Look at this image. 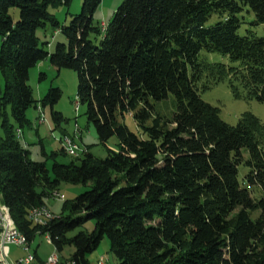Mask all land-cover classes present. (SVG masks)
Instances as JSON below:
<instances>
[{
    "label": "trees",
    "instance_id": "obj_1",
    "mask_svg": "<svg viewBox=\"0 0 264 264\" xmlns=\"http://www.w3.org/2000/svg\"><path fill=\"white\" fill-rule=\"evenodd\" d=\"M70 1L0 0V197L11 227L28 245L46 236L59 255L72 247L73 264H89L105 236L116 264H264V122L243 112L228 125L199 95L227 79L236 98L264 103V37L238 33L245 8L264 24V0H122L105 27L93 22L102 0H82L60 26L49 9ZM213 14L218 20L207 25ZM47 24L66 38L52 52L36 36ZM91 35L102 37L96 44ZM202 50L231 63L208 61ZM45 59L76 72V97L99 143L118 140L104 159L85 148L77 164L55 162L51 176L17 134L35 103L29 69ZM169 94L166 116L160 103ZM59 97L51 86L40 104ZM51 117L57 126L63 120L57 111ZM62 183L87 190L64 203L67 215L31 221ZM87 221L94 230L69 236Z\"/></svg>",
    "mask_w": 264,
    "mask_h": 264
},
{
    "label": "rangeland",
    "instance_id": "obj_2",
    "mask_svg": "<svg viewBox=\"0 0 264 264\" xmlns=\"http://www.w3.org/2000/svg\"><path fill=\"white\" fill-rule=\"evenodd\" d=\"M121 2L122 0H102L93 14V22L100 27H105ZM81 4L82 0H71L68 6L62 4L49 10L59 25L65 26L69 24L74 15L80 13ZM10 13L13 19L16 20L18 18V9H11ZM239 17L241 19V24L238 28L239 34L242 35L246 33V30H251L256 35L264 37V24H254V14L248 8L241 11ZM217 20L218 15L213 14L206 24H213ZM36 36L38 37L40 45L48 52L54 50L56 42H66L65 36L59 30L53 29L49 24L45 28L37 29ZM101 37L102 35L90 36L96 44ZM200 56L211 62L231 63L226 56L216 52L202 50ZM41 74L42 76H40ZM28 84L32 89L35 103L26 110L25 116L29 125L21 129L19 141L29 151L30 158L33 161L41 162L45 165L50 176L52 165L55 162L68 165L73 161L77 164V159L81 158V154H83L85 148L98 160L104 159L108 155V150L117 151V138L112 137L107 141L105 146L101 145L93 125L87 122L85 116L86 106L80 104L77 107L80 102L76 97L77 74L73 69L60 68L57 70L49 64L48 59H45L29 69ZM0 86H3L1 73ZM51 86L60 89V97L52 106L48 104L41 106L40 100ZM199 95L205 102L217 106L220 109V118L228 125H236L243 112H250V114L254 115L261 122H264V103L258 102L255 99L236 98L231 91L227 79L217 83H211L210 86H201ZM171 99L172 95L169 94L168 99L160 103V110L163 115L168 116L170 114L172 110ZM52 111L60 112L62 116L63 120L58 126L52 121ZM124 123L131 132L135 133L137 131V127L129 115L124 117ZM68 137L81 150V152L77 153V157H71L66 155L65 152V154L61 152V149H63L62 141ZM246 173L247 169L245 167H239V183L243 182V177ZM86 190L87 188L82 185L62 183L57 190L45 199L44 205L39 206V208H46L53 217L65 216L67 212L63 211L64 203L73 200ZM94 227V221H87L71 232L69 236L72 237L80 231L91 232L94 230ZM43 240H46L45 243L51 245V241L46 236L45 239L44 236H37L34 239V243ZM71 253H73V248L67 246L60 253V256L69 259ZM57 257H59L58 253ZM86 258L89 264H98L99 258L104 260V264H116L115 258L110 252V244L106 236L103 237L95 250L87 254Z\"/></svg>",
    "mask_w": 264,
    "mask_h": 264
},
{
    "label": "built area",
    "instance_id": "obj_3",
    "mask_svg": "<svg viewBox=\"0 0 264 264\" xmlns=\"http://www.w3.org/2000/svg\"><path fill=\"white\" fill-rule=\"evenodd\" d=\"M17 132H18V135L20 137L21 133L19 131H17ZM66 155L77 157L76 155H74V153L71 152V148H66ZM47 212H49V211H47ZM29 215L32 217L31 214H29ZM38 225L43 226V225H45V223L40 222L38 220ZM0 236H1L0 264H9V263H7L6 258H5L6 257L5 249L8 246L19 247L26 253V255L23 258L17 260L14 264H34V256L29 252L28 242H20L19 241V237L14 233V231L12 230V227L10 226V223L8 222V219L3 214L1 205H0ZM44 239H45V236H44ZM99 261H100V264H104V260L102 258H99ZM44 263L45 264H59L60 258L54 257L51 254L46 259V261Z\"/></svg>",
    "mask_w": 264,
    "mask_h": 264
},
{
    "label": "crops",
    "instance_id": "obj_4",
    "mask_svg": "<svg viewBox=\"0 0 264 264\" xmlns=\"http://www.w3.org/2000/svg\"><path fill=\"white\" fill-rule=\"evenodd\" d=\"M3 209L6 211L5 205L1 202ZM48 238V237H47ZM49 239V238H48ZM29 252L34 256V264H45L46 259L53 254L54 257H57V252L50 245L45 243V241H34L29 245ZM6 253V261L9 264H14L17 260L23 258L26 253L19 247L16 246H8L5 249ZM72 254V253H71ZM60 263L66 264L68 259H65L59 255Z\"/></svg>",
    "mask_w": 264,
    "mask_h": 264
},
{
    "label": "bare ground",
    "instance_id": "obj_5",
    "mask_svg": "<svg viewBox=\"0 0 264 264\" xmlns=\"http://www.w3.org/2000/svg\"><path fill=\"white\" fill-rule=\"evenodd\" d=\"M79 105H80V103H78L77 107H79ZM17 134H18V132H17ZM62 145H63V148H64L65 152H66V148H71V152L74 153V155H76V156H77V153L81 152V150L77 147L78 145L76 146L73 143V141L71 139H69V137L65 138L62 141ZM71 157H75V156H71ZM0 205H1V201H0ZM1 208H2V205H1ZM2 211H3V208H2ZM47 211L48 210L46 208H36L30 213L34 219L31 216L29 218H30L31 221H33L36 224H38V220L40 222H44L46 224L47 221H50L53 218V216ZM3 214H4V211H3ZM8 222H9V219H8ZM10 226H11V224H10ZM12 230L19 237V241L20 242H27V240H26V238H25V236L23 234H21L19 231L15 230L13 228H12ZM66 264H73V263L66 262ZM98 264H100V261L98 262Z\"/></svg>",
    "mask_w": 264,
    "mask_h": 264
}]
</instances>
